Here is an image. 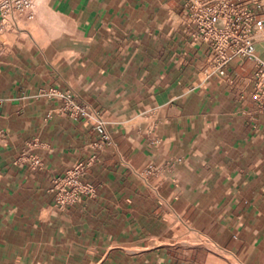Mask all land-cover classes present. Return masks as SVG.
Here are the masks:
<instances>
[{
  "label": "crops",
  "instance_id": "obj_1",
  "mask_svg": "<svg viewBox=\"0 0 264 264\" xmlns=\"http://www.w3.org/2000/svg\"><path fill=\"white\" fill-rule=\"evenodd\" d=\"M32 2L0 40V264H264L256 64L216 74L188 0ZM91 159L90 191L55 207L53 180Z\"/></svg>",
  "mask_w": 264,
  "mask_h": 264
},
{
  "label": "built area",
  "instance_id": "obj_2",
  "mask_svg": "<svg viewBox=\"0 0 264 264\" xmlns=\"http://www.w3.org/2000/svg\"><path fill=\"white\" fill-rule=\"evenodd\" d=\"M32 0H0V35L5 31V20L16 14L31 13ZM191 43H202L209 51L208 62L213 71L222 75L232 59H244L256 64L254 82L259 91L261 110L264 111V62L255 54V41L264 30V0H188ZM65 101V110H74L85 118L90 114L84 107H76L70 94L60 96ZM96 140L93 148L102 151L112 145V137L101 116H94ZM33 143L29 148H34ZM31 158V165L38 168L41 161ZM93 160L77 163L62 177L53 180L56 191L54 206L59 209L74 204L79 196L90 191L80 179L86 174ZM177 160L176 163H179ZM149 167L147 174H153Z\"/></svg>",
  "mask_w": 264,
  "mask_h": 264
},
{
  "label": "rangeland",
  "instance_id": "obj_3",
  "mask_svg": "<svg viewBox=\"0 0 264 264\" xmlns=\"http://www.w3.org/2000/svg\"><path fill=\"white\" fill-rule=\"evenodd\" d=\"M32 1H33V0H32ZM0 40H1V41L5 40V35H4V34L0 35Z\"/></svg>",
  "mask_w": 264,
  "mask_h": 264
}]
</instances>
